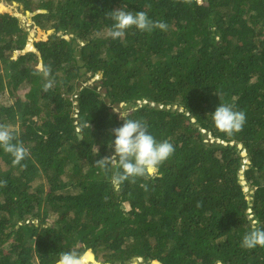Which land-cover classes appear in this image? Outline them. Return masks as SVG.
<instances>
[{"label": "trees", "instance_id": "trees-1", "mask_svg": "<svg viewBox=\"0 0 264 264\" xmlns=\"http://www.w3.org/2000/svg\"><path fill=\"white\" fill-rule=\"evenodd\" d=\"M5 1L52 32L13 58L29 33L0 2V95L14 100L0 123L30 152L22 167L0 149V264H56L69 250L103 264H264V247H241L264 227V0ZM122 7L167 31L111 39L108 13ZM98 72L99 85L80 83ZM220 103L246 114L242 131L215 127ZM119 105L174 145L162 178L114 186L115 169L94 166L114 152Z\"/></svg>", "mask_w": 264, "mask_h": 264}, {"label": "clouds", "instance_id": "clouds-1", "mask_svg": "<svg viewBox=\"0 0 264 264\" xmlns=\"http://www.w3.org/2000/svg\"><path fill=\"white\" fill-rule=\"evenodd\" d=\"M176 2L191 5L194 0H176ZM195 3L199 5L200 0H195ZM108 18L113 21L108 33L113 40L123 38L127 30L132 28L147 33H151L155 29L167 31L168 28L165 22L153 21L145 11L133 12L126 10L125 7L110 11ZM50 72V66L40 69V74L47 81L43 85L45 92L53 87L54 81L48 79ZM118 114L124 123L122 126L112 129L115 139L110 147H114V152L112 155L96 160L94 166L106 173L110 167L114 168L115 171L111 176V183L114 186H122L126 182L135 183L138 178L144 180L162 178L160 168L173 156L174 145L168 140L158 141L148 131L145 121L129 118L128 113L118 112ZM212 119L220 132L232 136L243 130L246 114L241 110H236L233 104L220 103L212 112ZM0 149L11 155L14 166L26 167L21 162L30 156L29 149L17 139L14 131L3 123H0ZM96 154H98V149ZM6 185V180H0V187ZM140 186L147 190V184ZM197 206H201L200 202L197 203ZM257 246L264 247V227L254 224L252 229L244 234L241 247L251 250ZM57 264H84V259L77 250H69L60 253Z\"/></svg>", "mask_w": 264, "mask_h": 264}, {"label": "rangeland", "instance_id": "rangeland-1", "mask_svg": "<svg viewBox=\"0 0 264 264\" xmlns=\"http://www.w3.org/2000/svg\"><path fill=\"white\" fill-rule=\"evenodd\" d=\"M1 1H2V3L8 4L9 7H11V8H8V9L6 8L5 11L8 12L9 14L13 13L14 16H17L20 19L21 25L23 26V28H25L28 31V33H29L28 42L25 45V48L22 51L15 52V54L13 56V58H15L19 54H22V53H24L26 51H29V50H33L32 41L34 39L35 40L45 39L46 36H47V31L37 27L38 24L36 23V20L33 18L35 13H30L29 11L24 12L23 9H22L23 7L21 5H19V4H17L16 2H9V1H5V0H0V2ZM0 12H4V10L3 11L1 10ZM38 67L41 69V65L40 64L38 65ZM5 70H6V68L4 67L3 68V72ZM101 77H102L101 72H98L97 76L96 75L91 76L90 73H86V74H83L82 77L80 78V83L82 81V82H84L83 84H91V85L92 84H96V85H99V81L98 80ZM26 92H27V88L22 87L21 89H19L18 90V93L20 94L19 97L22 98ZM71 97L74 98V96H71ZM13 101L14 100L9 97L8 93H4V94L0 95V103L3 104V105H11ZM113 111L116 112L117 114H118V112H120L122 114L125 112L124 110H122L121 105H119L118 107L113 108ZM118 118L119 119L121 118L119 114H118ZM17 125H18V123H17ZM241 154H242V156L245 155L244 152H242ZM240 178H242V176H240ZM241 182H242V184H244L243 185V190L247 191L248 190V186L246 185V183L244 182L243 179L241 180ZM246 194H247V197H249V195L252 194V190L247 191ZM127 208L128 207L126 205V209ZM252 222H254V221H252ZM90 252L93 254V261L88 263V264H103L101 262V257L100 256H95L92 251H90ZM130 264H144V263H142L141 259H136L135 262L130 263ZM150 264H153V263H150Z\"/></svg>", "mask_w": 264, "mask_h": 264}, {"label": "water", "instance_id": "water-1", "mask_svg": "<svg viewBox=\"0 0 264 264\" xmlns=\"http://www.w3.org/2000/svg\"><path fill=\"white\" fill-rule=\"evenodd\" d=\"M52 32V30H48L47 34H50ZM80 137V135H78ZM153 264H161L160 262H158L157 260L152 261ZM57 264V263H56Z\"/></svg>", "mask_w": 264, "mask_h": 264}, {"label": "bare ground", "instance_id": "bare-ground-1", "mask_svg": "<svg viewBox=\"0 0 264 264\" xmlns=\"http://www.w3.org/2000/svg\"><path fill=\"white\" fill-rule=\"evenodd\" d=\"M88 263H90V261L84 262V264H88Z\"/></svg>", "mask_w": 264, "mask_h": 264}]
</instances>
